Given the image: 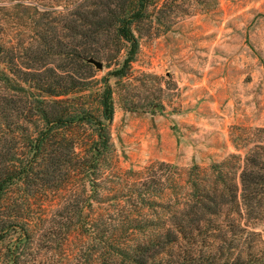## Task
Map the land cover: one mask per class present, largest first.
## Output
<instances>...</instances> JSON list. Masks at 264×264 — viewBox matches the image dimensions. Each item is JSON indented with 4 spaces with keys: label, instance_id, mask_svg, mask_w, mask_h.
<instances>
[{
    "label": "trees",
    "instance_id": "obj_1",
    "mask_svg": "<svg viewBox=\"0 0 264 264\" xmlns=\"http://www.w3.org/2000/svg\"><path fill=\"white\" fill-rule=\"evenodd\" d=\"M153 1L75 3L57 15L67 34L46 30L24 64L0 44V140L13 144L0 170V264H264V230L255 231L264 223V146L246 153L239 193L221 164L208 174L191 167L184 187L160 163L136 173L123 198L98 181L112 156L108 78L126 76L139 49L134 27ZM113 42L117 53L125 43V56L100 80L96 108L75 102L90 89L87 60ZM56 194L40 222L35 203Z\"/></svg>",
    "mask_w": 264,
    "mask_h": 264
},
{
    "label": "rangeland",
    "instance_id": "obj_2",
    "mask_svg": "<svg viewBox=\"0 0 264 264\" xmlns=\"http://www.w3.org/2000/svg\"><path fill=\"white\" fill-rule=\"evenodd\" d=\"M80 2L0 0L1 46L12 48L8 56L13 54L18 64L26 63L27 56L41 49L46 30L51 33L56 27L58 35L67 34L57 15ZM134 29L139 43L135 60L125 77L108 78L114 107L109 125L112 156L98 181L123 198L137 184L136 173L156 170L160 163L170 165L184 187L191 167L208 174L214 164H221L239 193L246 153L264 146V0H154ZM119 44L120 53L113 42L103 57L95 58L102 68L89 70L87 97L75 96V102L96 108L100 80L124 59L126 45ZM19 134L21 130L14 143L18 152ZM12 145L0 140V170ZM58 198L56 194L35 203L40 222ZM256 228L264 230V223ZM75 243L73 239L71 252Z\"/></svg>",
    "mask_w": 264,
    "mask_h": 264
},
{
    "label": "water",
    "instance_id": "obj_3",
    "mask_svg": "<svg viewBox=\"0 0 264 264\" xmlns=\"http://www.w3.org/2000/svg\"><path fill=\"white\" fill-rule=\"evenodd\" d=\"M87 63L93 65L96 69H101L102 68V63L99 62L98 60H95V59H88L87 60Z\"/></svg>",
    "mask_w": 264,
    "mask_h": 264
}]
</instances>
